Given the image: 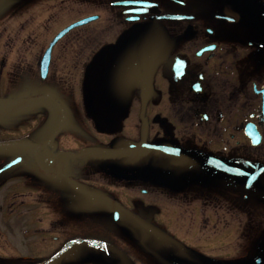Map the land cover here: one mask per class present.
I'll list each match as a JSON object with an SVG mask.
<instances>
[{"label":"flooded vegetation","instance_id":"1","mask_svg":"<svg viewBox=\"0 0 264 264\" xmlns=\"http://www.w3.org/2000/svg\"><path fill=\"white\" fill-rule=\"evenodd\" d=\"M0 3L2 12L9 13L0 28V77L6 81L13 77L9 79L13 81L20 76L21 55L27 52L22 49L31 43L32 33L24 30L51 24L54 0ZM77 3L87 11L81 18L93 16L88 23L98 34H110L118 41L115 46L124 51L112 59V85L119 89L95 90L83 78L87 87L84 103L90 105L92 96H97V103L121 107L117 119L128 121L129 126L136 122L132 139H144L143 144L133 146L225 164H248L246 150H260L258 146L264 143V0ZM69 5L67 0L60 8L77 6ZM43 11L47 19L38 22V13ZM6 56H15L9 68L3 67ZM251 134L259 138V145H251ZM63 137L64 143L54 147L51 141L40 149L0 150L2 247H11V242L32 245L35 236L50 237L58 244L36 264L73 239L112 245L129 264H140L130 256L132 252L163 264L148 249L176 264H247L253 257L264 263V255H250L245 250L212 252L220 237L215 238L204 220L212 210L224 208L219 205L228 200L212 196L214 180L228 179L175 167L87 163L98 150L88 148L91 154L82 157L76 141L68 143L69 136ZM16 156H21L20 163L1 171ZM125 166L138 171H126ZM158 172L165 176H154ZM261 173L264 176V170ZM132 181L144 186L139 188L141 197L120 196L119 190ZM239 183L243 190L258 192ZM248 200L254 204L248 209L259 211V202L245 193L232 200L244 215L240 219L244 227ZM84 248L100 252L99 264H121L115 254L93 246L75 248L69 257Z\"/></svg>","mask_w":264,"mask_h":264},{"label":"rangeland","instance_id":"2","mask_svg":"<svg viewBox=\"0 0 264 264\" xmlns=\"http://www.w3.org/2000/svg\"><path fill=\"white\" fill-rule=\"evenodd\" d=\"M66 1L54 0L51 24H42L34 29L24 30V33H32V38L30 45L22 49H27V52L21 55L20 76L13 81H9L13 77L8 78L9 82L4 77H0V99H3L2 102L5 103L0 108V111H5L0 113V138L12 139L3 142L2 146L5 150L11 149L13 151L29 148L30 145L18 146L14 135L18 137L26 136V138L29 136L30 139L32 138L33 144H40L42 136L50 135L57 128L56 132H59V134L57 133L58 135L54 137L53 147L63 144L65 140L63 134H66L69 136V141L66 142L76 141L78 145L75 147H79L82 152H87L88 148L98 150L99 153H93L87 158V163L110 166L113 164L106 161L105 152L113 148L143 144L144 139L136 136L132 139L136 122L133 121L129 126L128 121L117 119L116 113L121 111V107L113 106L115 108H112L110 104L103 101L97 103V96H92L93 102L90 105H83L82 97L87 87L82 79L84 78L90 82L91 76V83L95 90H102L106 87L108 91L115 92L119 89L112 85V59L114 56L124 53L121 47L119 49L115 46L118 41L116 42L110 34L106 35L107 32L104 35L98 34L93 24L86 23L74 27L53 46L47 76L43 82L40 80L38 57L47 42L64 26L79 20L87 12L82 6L77 5V0H69L70 5L77 6L61 9L60 7ZM2 4L0 3V28L9 19V13L2 12ZM40 5L41 2H38L39 8ZM88 13H90L89 10ZM46 17L47 13L44 11L39 12L36 20L38 22L45 21ZM103 46H108V48L98 49ZM14 59L15 56H6L3 67L9 68L11 64H14ZM37 91L38 93H35ZM21 104L26 105L19 108L18 106H21ZM258 147H260V150L259 148L257 150L250 148L246 150V163L262 172L264 170V143H261ZM31 148L36 149L38 147L31 146ZM81 156L85 157V153H82ZM125 167L123 169H127L126 171L132 173L138 171L136 167ZM154 176L161 177L165 174L158 172ZM239 185L240 183L233 179L214 180L212 196L218 198L219 201H222L221 199L228 200L223 201L224 205H219V207L224 206V208L212 210V215L204 220L209 224L207 228H213L215 238L220 237L214 243V251L212 252L228 251L237 253L245 250L250 255L263 256L264 198L257 192L250 191V189L243 190ZM141 187L144 186L132 181L126 189H120V193L118 190L117 192L120 196L141 197L139 193ZM243 193L249 196L251 201L256 200V202H259V205L257 204L259 211H253L248 209L251 202L247 201L248 211L245 227L240 221L244 215L232 202L237 197H242ZM109 194L113 197V193ZM253 205H250L251 208H253ZM80 207H77L76 210ZM223 229L226 231L223 232ZM219 230L222 231L217 232ZM49 238L47 236H35L32 245L24 242H11V247H2L1 245H5V240L1 241L0 264H36L40 259L47 257L58 244L52 242ZM158 249L167 254L164 249ZM99 253L94 249H80L62 264H99L98 260L102 257ZM17 254L22 257L31 256L32 259L28 257V260H19ZM203 254L206 256V252H203ZM130 256L134 257L140 264H157L144 255L139 256L132 252ZM254 258L247 264H254Z\"/></svg>","mask_w":264,"mask_h":264},{"label":"water","instance_id":"3","mask_svg":"<svg viewBox=\"0 0 264 264\" xmlns=\"http://www.w3.org/2000/svg\"><path fill=\"white\" fill-rule=\"evenodd\" d=\"M92 18H85L70 26L61 30L54 39L49 43L48 48L45 50L41 61H40V75L45 78L47 74L50 52L52 46L55 42L61 38L66 32H68L73 27L79 26L90 21ZM251 142L253 145L259 143V139L251 134ZM107 160L116 163H131V164H150V165H161L166 167H175L180 169L193 170L198 173H205L209 176H219V177H235L239 178L249 184L256 187L259 192L264 195V180L263 176L256 169L244 166V165H226L222 163L211 162L196 156H185L174 152H165L155 148H138V147H124L111 149L105 153ZM181 158L183 162L179 161ZM20 161L17 158L10 163H8L4 169L14 165ZM93 246L104 250H107L120 259L121 264H127L125 256L115 247L106 244L101 241L90 240V239H74L68 241L57 253L48 258L45 262L41 264H57L66 257H68L71 252L78 247ZM160 262L164 264H174L151 249H148ZM255 264H260V258L255 260Z\"/></svg>","mask_w":264,"mask_h":264},{"label":"snow or ice","instance_id":"4","mask_svg":"<svg viewBox=\"0 0 264 264\" xmlns=\"http://www.w3.org/2000/svg\"><path fill=\"white\" fill-rule=\"evenodd\" d=\"M124 2L126 4H136V3H140L141 0H124Z\"/></svg>","mask_w":264,"mask_h":264}]
</instances>
